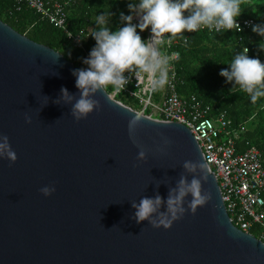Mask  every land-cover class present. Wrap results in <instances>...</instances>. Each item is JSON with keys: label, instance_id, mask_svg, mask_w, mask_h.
Listing matches in <instances>:
<instances>
[{"label": "water", "instance_id": "95a60500", "mask_svg": "<svg viewBox=\"0 0 264 264\" xmlns=\"http://www.w3.org/2000/svg\"><path fill=\"white\" fill-rule=\"evenodd\" d=\"M76 68L0 20V133L17 156L0 160V264H264V242L230 222L209 169L202 188L211 198L195 213L189 195L167 229L131 218L132 201L156 192L166 200L181 174L190 180L182 165L205 162L201 149L185 125L106 90L94 94L99 111L74 120L70 105L54 101L62 86L79 94ZM134 115L141 147L128 134ZM46 185L55 187L49 196L39 191Z\"/></svg>", "mask_w": 264, "mask_h": 264}, {"label": "clouds", "instance_id": "9594fccd", "mask_svg": "<svg viewBox=\"0 0 264 264\" xmlns=\"http://www.w3.org/2000/svg\"><path fill=\"white\" fill-rule=\"evenodd\" d=\"M241 4L242 0H139L137 4L127 5L130 12L137 13L139 22H132V14L120 13L124 24L116 30L109 27L112 13H100L95 20L97 30L91 34L95 45L83 60L87 67L71 70L79 94L70 93L62 86L60 97L54 102L62 100L66 105H70L71 116L79 121L87 118L93 111H99L100 103L93 98L98 91L105 93L109 85L113 86L115 93L125 89L130 83V77L125 73L144 74L148 80V90L163 88L168 83L169 73V58L161 54L166 34L169 36L168 43L171 38L182 37L187 45L185 32L195 33L202 28L216 33L226 30L242 31L237 23V17L242 12ZM251 27L254 33L264 37V24H254ZM146 29L150 30V36L142 39L140 32ZM261 48L264 49V44H261ZM248 51L249 49L244 47L241 52L235 54L229 66L222 68L219 75L225 78V82L237 86L255 103L264 97V62L259 58L249 57ZM175 59H180L178 53ZM107 98L110 100L108 96ZM25 119L27 123L31 122L30 117ZM140 122L138 115L132 116L128 121L129 138L137 147H141L135 137ZM170 143L169 139H164L165 146ZM160 150L163 151V148ZM2 159L14 163L17 156L8 137L0 133V160ZM137 159H146L142 148L137 153ZM182 167L185 172L192 174V178L189 180L181 174L175 186L168 188L166 200L156 192L152 197L142 196L138 203L132 201V207L135 209L132 219L137 223L146 220L154 228L163 226L167 229L173 221L184 215L186 209L183 205L186 197L191 196L188 210L192 213H195L198 206H203L210 200V194L202 188V181L207 180L208 165L200 161H185ZM39 191L44 196H49L55 191V187L46 185ZM162 205L166 206L164 211L160 210ZM262 241L264 242V239Z\"/></svg>", "mask_w": 264, "mask_h": 264}, {"label": "trees", "instance_id": "16d2710c", "mask_svg": "<svg viewBox=\"0 0 264 264\" xmlns=\"http://www.w3.org/2000/svg\"><path fill=\"white\" fill-rule=\"evenodd\" d=\"M59 2L66 14V29L73 34L68 37L64 29L54 26L47 18L35 10L20 4L17 0H0V20L31 40L47 45L61 53L75 66L80 67L83 53L90 52L95 45L91 34L97 30L96 17L102 12H110L109 27L115 30L122 26L120 13L130 15L128 3L137 4L139 0H54ZM19 8L17 9V7ZM242 12L239 21L242 31L226 30L216 33L208 29L195 33L185 32L187 45L182 37L172 38L173 43L167 53L179 54V60H172L175 70L176 91L182 98L194 96L202 105L212 106L213 112L225 111L234 126L244 124L247 131L237 141L239 149L247 147L245 142L259 150L264 165V97L252 103L250 97L231 82L219 75L222 68H227L235 54L244 47L249 49V57L259 58L264 62V37L252 31V25L264 24V0H242ZM251 20L252 24L243 25ZM81 33L82 49L76 47L74 38ZM146 33L142 35L145 39ZM111 85L106 88L112 91ZM159 90L160 89H156ZM114 98L123 104L140 110L141 105L124 93ZM148 114L149 110H145ZM211 113V114H212ZM215 114H213L214 116ZM157 117V116H155ZM260 227L254 225L250 232L258 237Z\"/></svg>", "mask_w": 264, "mask_h": 264}, {"label": "built area", "instance_id": "2783aa9c", "mask_svg": "<svg viewBox=\"0 0 264 264\" xmlns=\"http://www.w3.org/2000/svg\"><path fill=\"white\" fill-rule=\"evenodd\" d=\"M47 18L54 26L64 29L68 37L73 34L66 29V14L62 5L54 0H17ZM19 6L17 7V9ZM133 12V23L139 18ZM239 23V21H237ZM240 24V23H239ZM243 25L252 24L251 20L244 21ZM207 29V28H202ZM139 32V29H137ZM145 39L150 36V30ZM169 36H165V44L161 46V53L169 58L168 83L161 88L159 97L154 99V91L148 90V80L144 74L136 75L125 73L130 77V83L120 93L134 99L145 109L150 116H157L164 121H175L185 125L194 136L201 149L203 158L218 182L221 198L225 205L229 219L233 225L248 232L252 226L260 227L258 238L264 239V165L259 150L245 142L247 147L239 149L237 141L247 131L245 123L237 124L227 117L225 111L212 113V106L202 105L195 99L182 98L175 87V70L172 60L177 53L166 50L174 42L168 43ZM76 47L82 49L81 33L74 38ZM89 52H84L79 68H86L83 60ZM164 89V91H163ZM114 98L119 93H109ZM212 113V114H211ZM213 114H215L213 116Z\"/></svg>", "mask_w": 264, "mask_h": 264}, {"label": "rangeland", "instance_id": "374dc122", "mask_svg": "<svg viewBox=\"0 0 264 264\" xmlns=\"http://www.w3.org/2000/svg\"><path fill=\"white\" fill-rule=\"evenodd\" d=\"M123 26V25H122ZM122 26H120V27H122ZM119 28V27H118ZM116 30V29H115ZM162 55H163V52L161 53ZM160 89V91H161V88H159ZM160 91L159 90H155V95H154V99H157V96L159 97V95L161 94L160 93ZM163 91H164V89H163ZM155 116V115H154Z\"/></svg>", "mask_w": 264, "mask_h": 264}]
</instances>
